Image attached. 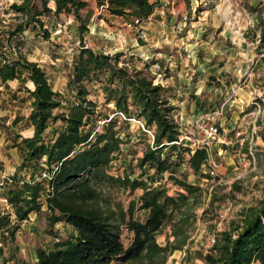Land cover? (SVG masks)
Here are the masks:
<instances>
[{
    "label": "trees",
    "instance_id": "1",
    "mask_svg": "<svg viewBox=\"0 0 264 264\" xmlns=\"http://www.w3.org/2000/svg\"><path fill=\"white\" fill-rule=\"evenodd\" d=\"M95 1L113 16L139 20L146 19L159 4V0ZM87 4L85 0H20L12 9L28 16L29 23L39 25L43 23L41 16L71 14L78 20L82 35L87 28L79 12ZM22 26L18 25L16 32ZM48 36L45 31V37ZM121 56V52L110 55L81 44L72 62L75 101L62 111L60 93L53 90L39 63L19 53L9 56L0 49V81L22 79L21 90L32 98L27 119L34 131L31 137H21L18 133L14 136L22 159L18 172L1 185L4 197L16 221L44 208L50 225L63 221L73 229V233L55 241L51 248H38L33 261L4 260L0 264H109L114 259H134L153 244L154 233L162 226L169 208L185 202L195 189L185 180L177 179L174 171L169 178L186 192L176 197L144 181H129L125 176L110 174L109 164L123 142L114 129L115 120H109L101 132L93 134L90 129H84L96 107V102L87 97L89 90L84 82L96 79L101 84L105 103L113 104L115 115L122 113L125 121L141 119L145 128L154 129L153 146L145 150L138 164H148L157 174L170 168V154H162L166 148L170 151L177 148L174 141L178 140L180 131L173 117L174 107L163 96V86L154 83L147 65L138 68L127 61L120 65ZM56 109L58 113L54 112ZM58 120L60 124L46 132ZM16 122L13 120L12 125ZM183 150L189 153L187 163L191 170L199 173L209 160V151L196 148L190 152L188 147ZM23 169L29 170L28 179L22 175ZM126 184L143 189L141 206L149 209V213L144 222L130 218L126 221L121 216V221L133 232L132 241L125 248L115 211L107 210L109 206L103 204V187ZM0 231L11 235L14 231L10 213L1 210ZM215 248L218 255L211 264H264V198L243 212L241 222L232 231L223 232Z\"/></svg>",
    "mask_w": 264,
    "mask_h": 264
},
{
    "label": "rangeland",
    "instance_id": "2",
    "mask_svg": "<svg viewBox=\"0 0 264 264\" xmlns=\"http://www.w3.org/2000/svg\"><path fill=\"white\" fill-rule=\"evenodd\" d=\"M85 1L87 6L79 12L87 28V32L82 35L78 30L79 24H75L79 22L72 15L73 20L65 26L63 34L56 36L55 28L47 22L46 16H41L42 26L36 22L29 23L28 16L23 13L3 10L0 14V44L5 46L6 41L16 33L18 25H23L19 31L22 35L21 41L28 42V47L39 53V58L42 52H49V58L42 56L39 64L50 78V83L55 82V89L66 81L67 62L72 66L70 60L74 58L79 46L92 45V37L99 31L94 25L96 19L102 17L105 23L111 24L102 16L104 12L99 8L95 11V0ZM204 8H214L212 12L215 10L217 17H221L222 26L226 25L231 30L239 29L240 25H243V29L249 21L244 12L241 14L234 10L230 0H210ZM64 19L65 17L56 18L52 24H62ZM185 26L186 24H180L177 29L182 30ZM45 31L48 32V37H45ZM104 41L108 42L104 43L102 51L111 47L109 42L114 41V38H104ZM55 57L59 62L55 61ZM124 61L129 62V56H121L119 64ZM58 63H63V67L52 68ZM254 78L261 92L255 94L248 106L238 112L242 127L237 130L243 132L236 134L235 130L219 127L222 140L211 145L209 160L206 165H202L199 173H194L187 163L189 153L183 148L188 146L176 144L175 150L164 149L162 155L169 153L171 164L167 171L160 174L155 173L148 164H138L145 150L153 146L150 132L154 136V129L145 128L141 119L129 118L125 121L119 113L115 115L113 104L105 103L101 84L96 79L84 82L89 90L87 97L96 102L95 112L84 125V129H90L93 134L101 132L109 120L114 119V129L123 141L120 151L109 164L110 174L125 176L129 181H144L148 186L164 189L172 197L186 192L169 178L171 171H174L173 175L177 179L185 180L195 187L185 202H178L174 209L169 208L162 226L154 233L153 244L134 259H114L109 264H211L212 258L218 255L215 245L223 232L232 231L241 222L243 212L264 198V77ZM69 91L70 88L67 93ZM5 92L0 94V210L10 213L14 231L13 235L0 231V262L5 260L13 263L17 259L33 261L38 248H51L55 241L65 239L73 233V229L63 221L50 225L44 208L40 213L32 212L27 219L16 221L13 209L4 197L1 185L6 184L8 177L18 172L22 159L20 150L14 144V136L16 133L26 134L29 130L26 118L29 112L24 94H16L13 101L11 95L8 96ZM54 112L58 113L59 109ZM15 119L17 122L12 125ZM59 123L58 120L49 126L52 128ZM195 131L196 127L192 132ZM183 134L180 132V135ZM21 173L25 179L29 178V170L23 169ZM103 193L104 206H109L107 210H114L116 220L120 222L121 239L126 248L132 241L133 232L121 221V216L126 221L129 218L138 222L145 221L149 209L141 206L143 189L126 184L121 187H103Z\"/></svg>",
    "mask_w": 264,
    "mask_h": 264
},
{
    "label": "crops",
    "instance_id": "3",
    "mask_svg": "<svg viewBox=\"0 0 264 264\" xmlns=\"http://www.w3.org/2000/svg\"><path fill=\"white\" fill-rule=\"evenodd\" d=\"M208 1L210 0H159L153 12L141 20L139 25L132 27L125 26L131 20L130 17L113 16L96 4L95 11L99 8L104 12L102 16L111 24L105 23L102 17L96 19L94 25L99 31L92 37L90 47L95 51H102L104 43L108 42L104 38H114V41L109 42L111 47L102 52H121L122 56H129V62H133L138 68L147 65L148 72L155 78L154 83L163 86V96L174 107L172 113L180 132H192L195 120L203 117L204 121L208 119L224 130H235L239 134L243 131L237 130L242 127L238 112L248 106L255 94L261 92L254 77H264V0H230L234 10L241 14L244 12L249 17L245 27L241 29L243 25H240L236 30L222 26L221 17H217L215 10L212 12L214 8H204ZM185 13L188 15L186 26L178 30ZM68 15L71 14L50 15L46 18L56 28L57 24H52L53 20L66 18ZM139 29L144 38H139ZM113 31L115 32L111 34ZM21 39V33L16 32L0 49L9 56L14 57L19 53L37 63L42 56L49 58L47 51L42 52L39 58V53L31 50L27 45L29 43ZM54 59L59 62L57 57ZM61 67L63 63L52 68ZM66 70L68 76L64 83H60L55 89V82L51 83L53 90L60 93L62 111L67 104L75 101L72 66L68 62ZM60 80L59 78L58 81ZM21 85L22 79L0 81V94L6 91L13 101L16 94H24V101L30 112L32 98L21 90ZM68 88L70 93H67ZM220 107L223 112L217 115L215 112ZM52 128L49 126L46 132L49 133ZM33 132L29 123L27 133L18 134L21 137H31ZM211 148L212 146L209 151Z\"/></svg>",
    "mask_w": 264,
    "mask_h": 264
},
{
    "label": "built area",
    "instance_id": "4",
    "mask_svg": "<svg viewBox=\"0 0 264 264\" xmlns=\"http://www.w3.org/2000/svg\"><path fill=\"white\" fill-rule=\"evenodd\" d=\"M20 0H0V14L3 10H10L14 13L12 9V5L14 3H19ZM100 9L104 8V6H100ZM188 19L187 13L182 15V24L185 25L186 21ZM72 16L68 15L62 24H57L56 28L54 29V35L60 36L64 32L65 26L70 24L72 22ZM141 23V20L137 18L131 19L129 23L126 24L127 27H132L139 25ZM90 32H93L92 30ZM139 36L144 37L142 34V31H139ZM73 59L70 60V62ZM223 112V108L220 107L215 113L217 115H221ZM123 118L124 115L122 113H119ZM142 125V124H141ZM143 126V125H142ZM195 132H185L183 135L178 136V140L174 141L177 145H184L188 146L190 149V152H193L196 148H206L209 151L210 146L214 142H221V136H220V130L219 125L209 121L208 119L204 121L203 117H199L195 120ZM150 132V131H148ZM151 137L153 138V134L150 132Z\"/></svg>",
    "mask_w": 264,
    "mask_h": 264
}]
</instances>
